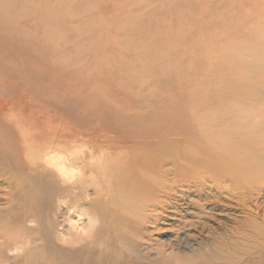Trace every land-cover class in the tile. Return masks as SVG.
<instances>
[{"label":"bare ground","instance_id":"bare-ground-1","mask_svg":"<svg viewBox=\"0 0 264 264\" xmlns=\"http://www.w3.org/2000/svg\"><path fill=\"white\" fill-rule=\"evenodd\" d=\"M232 14L230 36L202 43L216 69L147 105L57 88V12L0 14L2 259L25 264L32 247L54 264H264V41L252 56L226 46L264 39V0ZM206 75L213 88L196 84Z\"/></svg>","mask_w":264,"mask_h":264},{"label":"rangeland","instance_id":"rangeland-1","mask_svg":"<svg viewBox=\"0 0 264 264\" xmlns=\"http://www.w3.org/2000/svg\"><path fill=\"white\" fill-rule=\"evenodd\" d=\"M37 9L57 12V88L66 81L75 87L93 85L91 91L97 92V98L114 101L120 97L138 105L183 100L190 71L217 67L216 56L209 65L206 57L205 65L201 63L204 50L213 45L207 43L202 50L204 40L215 43L221 29L225 37L236 30L234 0H0L2 15ZM9 22V27L17 26ZM230 40L226 43L229 50L242 43L251 56L264 41L246 32ZM231 71L244 82L254 77L245 70ZM215 83L214 76L206 75L196 84L213 88ZM249 102L248 97L241 100V104ZM1 250L10 255L5 247ZM23 252L28 259L25 264H54L46 251L38 259L34 258L41 255L40 250L30 247ZM0 264L18 263L0 257Z\"/></svg>","mask_w":264,"mask_h":264}]
</instances>
